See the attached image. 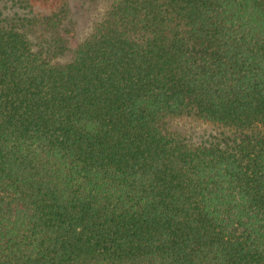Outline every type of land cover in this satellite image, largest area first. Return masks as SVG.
I'll return each instance as SVG.
<instances>
[{"label": "trees", "instance_id": "trees-1", "mask_svg": "<svg viewBox=\"0 0 264 264\" xmlns=\"http://www.w3.org/2000/svg\"><path fill=\"white\" fill-rule=\"evenodd\" d=\"M0 264H264V0H0Z\"/></svg>", "mask_w": 264, "mask_h": 264}, {"label": "rangeland", "instance_id": "rangeland-1", "mask_svg": "<svg viewBox=\"0 0 264 264\" xmlns=\"http://www.w3.org/2000/svg\"><path fill=\"white\" fill-rule=\"evenodd\" d=\"M96 17H97V16L94 17L95 20H96Z\"/></svg>", "mask_w": 264, "mask_h": 264}]
</instances>
